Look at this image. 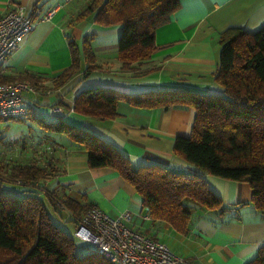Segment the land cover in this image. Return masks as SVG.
<instances>
[{"label": "crops", "instance_id": "1", "mask_svg": "<svg viewBox=\"0 0 264 264\" xmlns=\"http://www.w3.org/2000/svg\"><path fill=\"white\" fill-rule=\"evenodd\" d=\"M89 1L0 0V17L22 5L35 21L34 30L0 69V82L33 84L37 91L26 92L25 97L37 103L40 117L45 121L63 118L97 133L122 150L134 166L160 164L199 174L231 209L223 214L194 213L188 232H179L169 222L153 219L136 188L117 170L91 168L83 145L43 128L47 132L40 136L35 160L40 164L49 161L55 169L46 182L51 189L113 216L130 213L129 226L160 239L196 264L253 261L264 245V222L252 204L249 182L197 169L174 150L176 137L192 132L194 108L137 107L121 101L119 116L102 120L74 111L73 105L79 92L94 86L133 94L183 89L222 94L223 87L214 79L220 36L232 27L255 32L264 26V0H180L170 22L155 31L157 51L128 69L118 58L120 25L102 26L95 22L94 14L77 19ZM52 9L54 13L46 18ZM86 38L92 57L84 51ZM72 40L83 52L81 68L59 84L57 76L72 65Z\"/></svg>", "mask_w": 264, "mask_h": 264}, {"label": "trees", "instance_id": "2", "mask_svg": "<svg viewBox=\"0 0 264 264\" xmlns=\"http://www.w3.org/2000/svg\"><path fill=\"white\" fill-rule=\"evenodd\" d=\"M180 5V0H90L77 19L94 14L102 26L120 25L118 58L128 69L157 51L155 31L170 22ZM220 43L214 79L223 87L222 94L188 89L133 94L94 86L78 93L73 110L106 120L119 116L121 101L137 107L194 108L192 132L176 137L175 152L197 169L249 182L252 204L264 222V26L255 32L229 28ZM70 46L72 65L56 83H64L81 68L82 49L73 40ZM84 51L93 56L88 38ZM38 112L31 117L43 128L85 147L91 168H113L131 183L153 219L186 233L194 213L223 214L231 209L199 174L160 164L134 166L122 150L97 133L63 118L45 121ZM54 172L49 161L40 164L35 158L12 166L0 161V264H111L97 247L90 253L78 252L75 238L53 219L49 206L55 217L57 212L76 229L90 207L51 189L46 181ZM4 173L20 187L5 188ZM247 264H264V245Z\"/></svg>", "mask_w": 264, "mask_h": 264}, {"label": "built area", "instance_id": "3", "mask_svg": "<svg viewBox=\"0 0 264 264\" xmlns=\"http://www.w3.org/2000/svg\"><path fill=\"white\" fill-rule=\"evenodd\" d=\"M53 13L52 9L45 17ZM34 28L35 21L22 5L0 17V69ZM36 91V87L26 81L0 82V119H22L39 111L37 103L25 97L26 92ZM131 220L128 212L113 216L92 205L74 235L95 245L111 264H196L176 254L160 239L129 226Z\"/></svg>", "mask_w": 264, "mask_h": 264}, {"label": "rangeland", "instance_id": "4", "mask_svg": "<svg viewBox=\"0 0 264 264\" xmlns=\"http://www.w3.org/2000/svg\"><path fill=\"white\" fill-rule=\"evenodd\" d=\"M46 132L47 130L39 126L33 117L0 119V161L7 166L32 162L36 155V144L40 141L41 134L46 135ZM1 176L5 180V188L15 187V189H18L20 187L12 183L13 181L6 174ZM49 208L53 219L75 238L78 252L90 253L96 250L95 245L75 237V226L73 223H64L60 215L55 212L57 215L55 217L52 208L50 206Z\"/></svg>", "mask_w": 264, "mask_h": 264}]
</instances>
